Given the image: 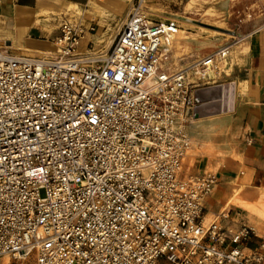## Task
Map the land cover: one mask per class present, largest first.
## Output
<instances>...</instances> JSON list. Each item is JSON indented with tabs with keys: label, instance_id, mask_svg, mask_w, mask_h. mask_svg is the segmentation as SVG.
Listing matches in <instances>:
<instances>
[{
	"label": "built area",
	"instance_id": "obj_1",
	"mask_svg": "<svg viewBox=\"0 0 264 264\" xmlns=\"http://www.w3.org/2000/svg\"><path fill=\"white\" fill-rule=\"evenodd\" d=\"M138 8L90 61L94 26L69 21L52 55L0 50V264H264L252 226L204 219L217 177H181L198 81L226 53L190 81L170 66L176 22Z\"/></svg>",
	"mask_w": 264,
	"mask_h": 264
},
{
	"label": "crops",
	"instance_id": "obj_2",
	"mask_svg": "<svg viewBox=\"0 0 264 264\" xmlns=\"http://www.w3.org/2000/svg\"><path fill=\"white\" fill-rule=\"evenodd\" d=\"M71 6L84 12L78 21L86 23V12L102 17L91 9L89 0H0V50L28 56L53 51L61 17L49 22L45 13H61ZM102 10L121 19L125 7L122 1L107 0ZM234 52L235 75L198 88L202 101L187 126L190 146L182 161L181 177L214 174L217 183L204 202L206 222L229 211L235 223L242 219L261 235L264 221L234 202L245 198L255 204L264 194V23L247 30ZM230 81L235 85L232 93L228 88L223 110L222 94ZM257 242L250 238L248 248ZM262 255L264 261V250ZM19 264H35V260L30 257Z\"/></svg>",
	"mask_w": 264,
	"mask_h": 264
},
{
	"label": "rangeland",
	"instance_id": "obj_3",
	"mask_svg": "<svg viewBox=\"0 0 264 264\" xmlns=\"http://www.w3.org/2000/svg\"><path fill=\"white\" fill-rule=\"evenodd\" d=\"M119 1H122L125 10L128 9L130 12L134 10V8L139 7L143 2L147 7L144 8L145 11L143 14L150 20L175 21L178 26L177 29L183 30V34L187 36L190 43L188 48H186V51L183 52L179 62L175 65L171 64V68L195 62L219 50H221L220 54H222V52L223 54L226 53L224 58L220 60L218 59L215 62V65L222 70L221 78L219 79H222L223 77L232 78L235 75L236 62L234 51L237 49V46L241 44L243 34L255 24L264 23V0ZM106 2L107 0L97 1V4H91V9L100 12L102 17L97 18L91 16L89 12H86V23L78 21V16L84 14V12L76 7H72L74 5L69 7L70 10L66 9V11H62L61 13H47L46 19L49 22H53L54 19L61 17L59 19V25L62 21H69L73 24H83L87 27L92 24L94 26V31L90 32L89 35L82 40L80 46H82L83 51L87 54L102 55L108 49L107 43L109 37L113 34L115 35L120 28L117 26L120 20L118 19V16L114 17V15L109 12H103L102 7ZM129 6H131L130 9ZM73 8H76V12L73 11ZM152 11H155V13ZM57 31L59 32L58 28ZM57 35L58 34L55 36ZM224 69H226V71ZM216 79L217 78L214 80L215 82L220 81L219 79ZM209 80L202 79L198 81L200 87L213 84V82ZM225 85L230 88L231 85L234 87L235 83L230 81L225 83ZM246 201L248 204L251 203L248 200ZM234 204L246 211L252 212L264 221V217L259 211L253 212L251 209H247L245 205H241L237 200ZM254 205H257V207L260 206L258 201L255 202ZM255 230L259 229L255 227ZM261 235L264 236V233ZM31 258H33V256H31ZM5 261H7L6 258Z\"/></svg>",
	"mask_w": 264,
	"mask_h": 264
},
{
	"label": "bare ground",
	"instance_id": "obj_4",
	"mask_svg": "<svg viewBox=\"0 0 264 264\" xmlns=\"http://www.w3.org/2000/svg\"><path fill=\"white\" fill-rule=\"evenodd\" d=\"M90 2H91V4H97V1L96 0H89ZM131 8V6H129V9ZM144 8H147L144 4H143V2L141 3V5L139 6V11L141 12V13H143L144 11H145V9ZM123 9V8H122ZM132 10V9H131ZM151 12V11H150ZM152 12H154L155 13V11H152ZM130 13V11H128V9L127 10H125L124 11V13H123V15H122V17H121V19L119 20V22H118V24H117V26H121L124 22H125V20H126V18H127V16H128V14ZM45 14H47V13H45ZM76 14V13H75ZM73 21H76V20H73ZM114 34L113 35H111L110 37H109V40H108V43H107V48L109 47V45L111 44V42H112V40H113V38H114ZM171 37L173 38V40H172V61L170 62V66H171V64L172 65H175V64H177L178 62H179V60L181 59V56L183 55V52L184 51H186V48H188V46H189V43H190V40L187 38V36H185L184 34H183V30H180V29H177V30H175L174 31V34H172L171 35ZM200 46V45H199ZM78 52L80 53V55L84 58V60H88V61H90V60H93V59H96V57H98L99 55H97V54H87V53H85L84 51H83V48H82V46H79L78 47ZM218 52V51H217ZM216 52V54H218ZM221 52H219V54H220ZM45 55H52V51H50V52H46V53H44ZM220 55H222V54H220ZM195 62H197V61H195ZM195 62H191V63H189V64H186V65H179L178 67L177 66H175V67H173L172 69L173 70H175V71H182V70H185V72L187 73V75H188V79L190 80V81H193L194 79H195V73H194V68H193V65H194V63ZM216 63H213L212 65H210V66H208L207 67V69H206V71L203 73V79H206V80H209V79H212V80H210V81H212V82H215L214 80H215V78H217V79H219V78H221V72H222V70L219 68V67H217L216 65H215ZM216 79V80H217ZM209 83V82H208ZM225 95H226V92H225V89L223 90V94H222V97H223V110H225V103H224V98H225ZM202 120V119H201ZM187 153H188V151H187ZM209 170V169H208ZM250 197V196H249ZM253 197V196H252ZM252 199V198H251ZM254 199V198H253ZM247 199H245V198H242L241 199V201H240V203L241 204H243V205H245L246 207H248V208H250V209H257V210H259V212L261 213V215H263V217H264V194L263 195H261L257 200H258V203H259V207H257L256 205H254V204H252V203H250V204H248L247 203V201H246Z\"/></svg>",
	"mask_w": 264,
	"mask_h": 264
},
{
	"label": "water",
	"instance_id": "obj_5",
	"mask_svg": "<svg viewBox=\"0 0 264 264\" xmlns=\"http://www.w3.org/2000/svg\"><path fill=\"white\" fill-rule=\"evenodd\" d=\"M229 90H230V93H232V91H233V86L232 85L230 86ZM227 91H228V87L226 86L225 87V92L227 93ZM194 94H195V97H196L197 104L194 107L192 118L196 117V110L200 106L201 101H202V98L198 94V89L195 90Z\"/></svg>",
	"mask_w": 264,
	"mask_h": 264
}]
</instances>
